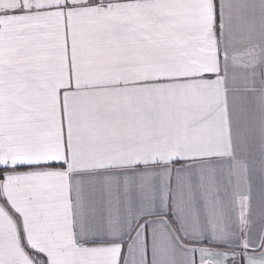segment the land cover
Returning <instances> with one entry per match:
<instances>
[{
  "label": "snow or ice",
  "instance_id": "snow-or-ice-1",
  "mask_svg": "<svg viewBox=\"0 0 264 264\" xmlns=\"http://www.w3.org/2000/svg\"><path fill=\"white\" fill-rule=\"evenodd\" d=\"M0 264H264V0H0Z\"/></svg>",
  "mask_w": 264,
  "mask_h": 264
}]
</instances>
